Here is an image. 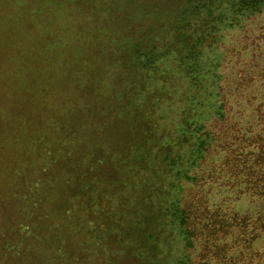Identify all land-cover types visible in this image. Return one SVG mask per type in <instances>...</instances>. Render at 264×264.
Masks as SVG:
<instances>
[{"label": "rangeland", "instance_id": "rangeland-1", "mask_svg": "<svg viewBox=\"0 0 264 264\" xmlns=\"http://www.w3.org/2000/svg\"><path fill=\"white\" fill-rule=\"evenodd\" d=\"M9 10L26 26L0 28V106L11 90L33 97L28 108L3 103L0 131L9 104L40 129L31 155L0 134V247L44 167L43 204L21 214L49 230L45 237L60 230V243L44 247H63L78 264H105L97 239L114 221L132 238L131 219L117 213L119 187L106 176L126 182L133 215L149 204L148 227L159 215L148 263L264 264V191L252 169L264 138V0H0V16ZM86 36L93 56L72 59ZM149 45L157 57L146 68L131 57ZM72 71L92 77L83 81L87 98L72 90ZM138 145L153 150L148 165L130 156V168L120 165ZM20 165L19 180L11 175Z\"/></svg>", "mask_w": 264, "mask_h": 264}, {"label": "trees", "instance_id": "trees-1", "mask_svg": "<svg viewBox=\"0 0 264 264\" xmlns=\"http://www.w3.org/2000/svg\"><path fill=\"white\" fill-rule=\"evenodd\" d=\"M156 57L157 55L155 56L154 48L151 47V45H149L145 50H140V48L135 50L131 58L136 62H138L139 60H146L144 62V66L146 68H149V66L153 67V64L154 65L156 64V59H155ZM128 87L127 89L132 91H135L136 89L140 91L143 90L141 89L140 86L136 87L135 85H130V86L128 85ZM12 91L14 93V97H10L11 96L10 93L9 94L10 98L5 101L3 100L1 102L0 107H3V105L7 106V104H3V103H9L10 99H11L10 104L16 105L15 108L19 106L21 108L24 107L28 108L31 105L33 95L32 94L26 95L25 92H27V89L20 88V89L11 90V92ZM124 99L125 98L123 97V100ZM10 104L7 110L5 111L4 124L3 126H1L2 128L0 134H2V136L4 135L7 139H11L12 146L16 144L22 145V147L20 146L22 154L27 155L28 153L31 155L33 153L31 151V148L32 145H34V143L30 144V137L33 136L34 133H38L40 127L39 126L37 127V125L36 126L32 125L29 118L23 119L17 117L14 113L15 111L13 110L11 111ZM25 113H29V112L25 111ZM140 114H142V111H140ZM131 118L132 117H130V122H129V132L135 129L133 123L134 121H131ZM151 118H152V114H151ZM143 120H144V124H148L150 121V116H144ZM60 127L62 126H58L56 128L61 130L62 128ZM41 129L43 130V128ZM128 148L130 149L129 152H128ZM254 149L257 151H256V158L253 161L252 169L254 173L256 172L259 175L258 182L262 184L261 189L264 191V138H260L259 142L256 144V147H254ZM152 152L153 150L149 149L147 146L138 145V146H133L132 148L127 146V148H125L124 154L122 155L123 157L119 155L120 165H124L125 168H130L129 166L131 163L128 162L129 159L128 156H130V160L133 162L136 163L142 162V165L144 163L148 165V161L152 155ZM49 153H50L49 156L50 161L56 163L57 161L56 154L52 150L48 152L47 155ZM25 163L26 162H24V164ZM13 171L15 172V174L12 172L11 175L12 177L19 180L21 178H24L20 176L25 171L22 165H20L19 168L13 169ZM45 173H46V169L42 167V172L39 173V176L37 178H33L32 180L30 179V182L35 183L34 187L31 190L27 186L28 184L26 185L23 184L22 187L23 189L25 186H27L26 187L27 192L24 191L22 193L23 200L29 197L34 198V200L33 203H29V205H27L24 202V205L22 207L19 206L17 208L16 213H18L17 214L18 218L14 220L13 237L11 238V243L7 244L10 241L8 240V242H6L7 245L6 247L4 246L0 247V254H2L4 258L6 257L9 260L8 264H42L39 261L40 259L39 253L42 252L45 254L47 260L45 264H48V262L49 264H58L59 260L62 261L61 264H78L79 258L75 255H72V252L66 254V251L64 250L63 247L62 249H58V248L46 249L44 247V244H48L49 246H54L60 243V241L62 240L61 234L59 232L60 230H53L56 237L54 236L45 237V235L48 234L47 232L49 230H42V225L39 221L30 222L29 220L28 222L27 220L26 223L24 216L21 214V210H22L24 212V215L27 213L33 215L38 205L40 206L41 204H43L44 195L43 192H41V187H43L42 186L43 182L50 181L49 178H47L46 180ZM115 178H116L115 176L112 178L106 176L107 183H111V185L114 184L119 187L118 197L121 198H119L118 207L119 209H121V211L117 213L122 214L124 218L131 219V223L128 230H131L130 233L132 235V238L130 236H127L126 232L121 233L120 232L121 230L115 226L117 224L114 221L113 230H102V231H106V234H104L102 238L97 239L99 241L97 242L98 248H101L100 251L102 258H100V261L105 262V264H150L147 262L149 258V252H151L154 246H152L153 244H151L150 242L149 230H153L157 222L159 223L158 221L159 215L155 220V224L152 223L149 227L147 226L146 220H144L145 216L149 218L150 215L152 216V212L148 206L149 205L148 203H143L145 204V206L142 204V212L140 215L139 214L133 215L130 206L131 200L129 196L124 195L123 193L124 188L127 184H125L126 182H124L123 179L118 180ZM93 182L94 181L87 182L84 185L83 190L85 191V194H87V192L89 193L93 192V187H94ZM37 186H40L39 193L37 192L36 189ZM257 187L259 186L257 185ZM103 215L105 214H101V216ZM37 219H40V217H38ZM34 223L35 225H33ZM27 226L29 230L25 229L27 228ZM93 243H91L90 245L93 246ZM32 244L36 246H33ZM61 251H64L66 256H64L62 254L64 252ZM93 251L94 250L92 248L91 254L94 253ZM152 252L154 251L152 250ZM48 253H52V255L48 257ZM84 255H86V258H88L90 255V251H87V253Z\"/></svg>", "mask_w": 264, "mask_h": 264}, {"label": "crops", "instance_id": "crops-1", "mask_svg": "<svg viewBox=\"0 0 264 264\" xmlns=\"http://www.w3.org/2000/svg\"><path fill=\"white\" fill-rule=\"evenodd\" d=\"M13 10H9V12H5V13H2L1 14V18H2V23H0V28L1 27H5L7 29H10L11 32H14V30H18V29H23L25 25L24 22H21L19 23L18 21L17 22H14L13 23ZM17 15L19 16H22V12L21 13H17ZM26 21V20H25ZM28 21H26L27 23ZM93 38H88V36H86V39H85V43H81L77 48H73L72 50H70L71 52H75V58L72 57V59H75V60H78L80 57L82 56H93V48H92V45L88 48V41H91ZM0 40H1V37H0ZM9 41H12L9 40ZM1 45H0V50L4 47L3 44H7L6 40H1L0 41ZM85 45V47H84ZM77 54V55H76ZM93 59V58H91ZM67 75L65 77H70L71 79V83L73 84L72 86V90L73 91H78V89L82 90L83 92H85V95H86V98H87V95H88V87L87 85L83 84V81L85 80V83L87 84V80H92V77L91 78H88L87 76V73H82V71H72L70 73H66ZM84 76H85V79H84ZM90 90V89H89ZM82 92V93H83ZM86 101V100H85ZM5 106V105H4Z\"/></svg>", "mask_w": 264, "mask_h": 264}]
</instances>
